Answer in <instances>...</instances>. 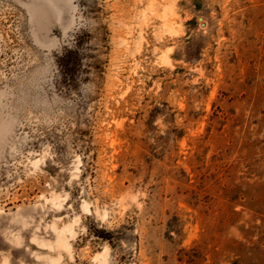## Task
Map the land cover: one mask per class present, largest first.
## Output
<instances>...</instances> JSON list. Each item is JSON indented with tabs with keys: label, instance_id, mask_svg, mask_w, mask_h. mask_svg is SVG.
Instances as JSON below:
<instances>
[{
	"label": "rangeland",
	"instance_id": "1",
	"mask_svg": "<svg viewBox=\"0 0 264 264\" xmlns=\"http://www.w3.org/2000/svg\"><path fill=\"white\" fill-rule=\"evenodd\" d=\"M0 264H264V0H0Z\"/></svg>",
	"mask_w": 264,
	"mask_h": 264
},
{
	"label": "trees",
	"instance_id": "2",
	"mask_svg": "<svg viewBox=\"0 0 264 264\" xmlns=\"http://www.w3.org/2000/svg\"><path fill=\"white\" fill-rule=\"evenodd\" d=\"M60 60L62 62V65L65 67V69H67V71L69 72V74H72L73 70L77 65H79L80 67V60H81L80 50H79V54L77 49L65 50V53L64 55H62Z\"/></svg>",
	"mask_w": 264,
	"mask_h": 264
},
{
	"label": "bare ground",
	"instance_id": "3",
	"mask_svg": "<svg viewBox=\"0 0 264 264\" xmlns=\"http://www.w3.org/2000/svg\"><path fill=\"white\" fill-rule=\"evenodd\" d=\"M86 206V205H85ZM86 209H87V207H86ZM67 229H65L64 231H66ZM64 231H62L60 234H63L64 233ZM60 232V231H59ZM62 241L60 240V243H61ZM63 243V242H62ZM61 243V244H62ZM64 244V243H63Z\"/></svg>",
	"mask_w": 264,
	"mask_h": 264
}]
</instances>
